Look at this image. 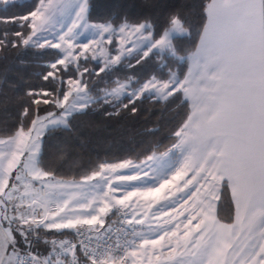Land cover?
<instances>
[{
	"label": "snow or ice",
	"instance_id": "snow-or-ice-1",
	"mask_svg": "<svg viewBox=\"0 0 264 264\" xmlns=\"http://www.w3.org/2000/svg\"><path fill=\"white\" fill-rule=\"evenodd\" d=\"M16 6L15 0H0L5 12ZM89 7V0H38L24 15L0 17L5 52L57 50L42 77L50 90L22 97L19 126L0 139V264H127L138 250L156 249L167 253L166 264H264V0H208L198 40L183 55L173 33L190 36V29L173 15L171 27L156 38L147 19L90 23ZM85 34L87 42H79ZM115 37L120 47L112 55L103 41ZM125 43L143 45L137 64L153 50L167 51L187 63V72L152 76L132 87L116 81L110 90L95 88L93 77L111 75L131 53ZM93 60L98 70L88 67ZM145 93L173 98L187 109L163 153L153 152L142 166L132 160L101 163L82 181L57 179L46 160V137L73 132V121L92 106L111 105L118 112L131 105L135 113V101ZM177 181H183L177 192L188 191L157 209L168 219L147 234L133 227L132 239L110 242L109 212L124 211L129 224H142L136 211L128 219L133 198L159 202L168 188L167 200ZM82 184L97 193L92 200L76 198L72 190ZM57 188L67 193L50 195ZM177 216L183 221L167 227Z\"/></svg>",
	"mask_w": 264,
	"mask_h": 264
},
{
	"label": "trees",
	"instance_id": "trees-1",
	"mask_svg": "<svg viewBox=\"0 0 264 264\" xmlns=\"http://www.w3.org/2000/svg\"><path fill=\"white\" fill-rule=\"evenodd\" d=\"M15 2L17 6L7 12L0 8V17L24 15L38 0ZM207 3L208 0H89V15L90 21L95 23H122L124 18L129 22L147 19L154 25V34L159 38L169 26L168 17L178 13L190 29V36L178 37L175 41L178 54L183 55L185 49L198 40L196 32L203 25ZM56 51L20 48L5 52L0 49V138L7 137L19 126L22 97L30 90H50L49 82L42 77L51 70L46 65L54 59ZM139 57L122 58V63L115 66L111 75L100 73L99 77H93L95 88L111 89L116 81H129L132 87L138 80L144 82L152 76L167 79L172 72L179 74L187 70V63L183 65L167 51L162 54L153 51L137 64ZM88 67L98 70L99 65L93 60ZM67 79L68 75H64L65 88ZM135 106V113L130 112L131 105L118 112L111 105L92 106L73 121V132L57 131L46 137V160L57 179L82 181L101 163L141 162L153 152L163 153L171 144V130L185 118L187 109L173 98L162 100L147 95L136 100ZM64 148L66 152H62ZM111 218L110 213L105 222Z\"/></svg>",
	"mask_w": 264,
	"mask_h": 264
},
{
	"label": "rangeland",
	"instance_id": "rangeland-1",
	"mask_svg": "<svg viewBox=\"0 0 264 264\" xmlns=\"http://www.w3.org/2000/svg\"><path fill=\"white\" fill-rule=\"evenodd\" d=\"M15 1H21V0H15ZM90 23H95V22H91ZM96 24H102V23H96ZM87 34H85L84 36H81L80 38H78L79 42H87ZM135 39V38H133ZM120 38L119 37H115L113 38V41L111 43L108 42L107 39H105L103 41V47L108 51L110 52L112 55H116L117 52H116V49L120 47ZM92 47H95L94 45ZM123 47L127 50V49H132L131 53L130 54H127L122 57V58H132V57H135V56H142V51L141 49H143V45L142 44H137L135 47H133V45L131 43H125L123 45ZM146 50V49H144ZM77 51H79V49H77ZM153 51H157L159 52L158 50H153ZM165 52V51H164ZM164 52H159L160 54L164 53ZM170 53V52H169ZM171 54V53H170ZM88 55H91V53H89ZM99 50H97V56L99 57ZM95 61V60H94ZM97 62V61H96ZM102 63V61H101ZM173 73V72H172ZM171 73V74H172ZM170 74V75H171ZM150 79V78H149ZM121 83H125V84H129V86L131 87L130 85V82L129 81H124V82H121ZM110 90V89H109ZM144 95H147V93H145ZM122 100H124V97L122 96L121 97ZM157 99V98H156ZM7 137L5 138H0V139H6ZM4 149V145H0V150H3ZM159 155V154H157ZM21 159H23V157H21ZM145 159H143L141 162H143ZM124 161H127V160H124ZM124 161H120V162H116V163H122ZM135 162V161H133ZM141 162H135L136 164H141L142 166V163ZM122 172H128L129 170L128 169H122L120 170ZM152 175V172L150 171L149 172V176ZM143 178V177H142ZM89 189L88 190H84L85 192L84 193H77V195L75 194V192L78 190V188L76 189H73L72 191L74 192V194L76 195V198L79 199V200H87V201H90L92 200L96 195L97 193L90 187L88 186ZM191 188V185L189 186ZM82 189V188H81ZM52 193L51 195L53 197H56V196H61V195H64L67 193V190H61V189H52L51 190ZM188 191V189H184L183 192L181 193H177L174 195V199L178 200L179 197H182L184 196V194ZM180 194V195H179ZM172 198V199H173ZM151 205V206H149ZM162 205H165L164 203V200H163V193L160 194V197H159V202H154L152 201V198H148L147 200H145L144 198L142 197H134L133 198V202H132V210L133 211H136L138 208H141V209H144L145 211L148 209L149 212H147L148 214H153V213H157V209L160 208ZM111 212H109L108 214H110ZM107 214V215H108ZM106 215V216H107ZM105 216V217H106ZM129 264H130V261H129Z\"/></svg>",
	"mask_w": 264,
	"mask_h": 264
},
{
	"label": "crops",
	"instance_id": "crops-1",
	"mask_svg": "<svg viewBox=\"0 0 264 264\" xmlns=\"http://www.w3.org/2000/svg\"><path fill=\"white\" fill-rule=\"evenodd\" d=\"M186 72H187V70H186ZM193 183H195V181ZM88 186H90V185L89 184H82V186L78 188V190L75 192V194L77 195V193H79V194L84 193L85 192L84 190H88L89 189ZM177 186L183 187V181H177V182H175V186L171 187V192L174 193V195L177 194V193H181V192H177L176 191V187ZM168 192H169L168 188L164 189L163 195L165 193H168ZM51 193H52V191H51ZM51 193H50V195H51ZM174 195H170L167 200L163 199L164 203H165V206L173 205V203L176 201V199L173 198ZM180 198L181 197H179L178 200ZM189 203H191V202H189ZM175 207H176V212H178L180 210L179 205H175ZM165 210L169 212L170 216H176V212H173L171 210V207H166ZM132 212H133V210H132ZM147 212H149L148 209L146 211L144 209H141V208H138L136 210V218L137 219H142L143 222L146 225L145 234L148 233V230H149L150 226L152 228H155L158 223H163L164 220L168 219V217L159 215L158 213H157V215L154 216L153 214H148ZM183 219H184L183 217L177 216L176 219L170 221V223L167 225V227L174 228V225L178 221H183ZM195 223H196V221H193V224H195ZM179 231L181 233L184 231L183 225H181V228H180ZM166 255H167L166 252L161 254V252L158 249L150 250V251H147V252H145L144 250H138L137 251V255L135 257H131L130 256V264H166V260H165Z\"/></svg>",
	"mask_w": 264,
	"mask_h": 264
},
{
	"label": "built area",
	"instance_id": "built-area-1",
	"mask_svg": "<svg viewBox=\"0 0 264 264\" xmlns=\"http://www.w3.org/2000/svg\"><path fill=\"white\" fill-rule=\"evenodd\" d=\"M129 216L128 219H131V213L132 209L129 208L128 210ZM112 218L109 222H105V229L110 230V237H111V243L115 244L117 240L122 243L124 239H132L133 234L131 232V229L134 227L137 231L145 233L146 231V225L143 222L142 224H136L135 221L132 222V224H129L127 220L124 218L125 213L124 211H121L118 214H113L111 212ZM130 256L127 259V264H129Z\"/></svg>",
	"mask_w": 264,
	"mask_h": 264
},
{
	"label": "clouds",
	"instance_id": "clouds-1",
	"mask_svg": "<svg viewBox=\"0 0 264 264\" xmlns=\"http://www.w3.org/2000/svg\"><path fill=\"white\" fill-rule=\"evenodd\" d=\"M173 16L175 17L176 21L179 22V24L181 25L182 28H187V26L184 24V21L181 19V17L179 16L178 13L173 14ZM169 27H171V25H169ZM178 37H182V34L179 33V32H174V33H173V43H174V44H175V40H176Z\"/></svg>",
	"mask_w": 264,
	"mask_h": 264
}]
</instances>
